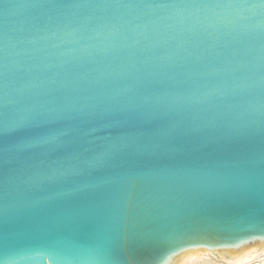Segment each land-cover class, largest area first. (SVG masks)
<instances>
[{
	"label": "water",
	"instance_id": "1",
	"mask_svg": "<svg viewBox=\"0 0 264 264\" xmlns=\"http://www.w3.org/2000/svg\"><path fill=\"white\" fill-rule=\"evenodd\" d=\"M177 120L264 121V0H0V255L68 264L36 238L72 226L44 225L45 214L86 206L122 179L148 186L163 170L221 163L151 153ZM117 145L132 151L117 157ZM179 216L203 227L167 264L182 253L219 259L264 248L259 216L244 208L188 203ZM149 259L145 250L141 264Z\"/></svg>",
	"mask_w": 264,
	"mask_h": 264
},
{
	"label": "snow or ice",
	"instance_id": "2",
	"mask_svg": "<svg viewBox=\"0 0 264 264\" xmlns=\"http://www.w3.org/2000/svg\"><path fill=\"white\" fill-rule=\"evenodd\" d=\"M41 126L24 124L18 128ZM148 150L193 159L214 158L221 163L214 168L163 170L148 186H138L132 178L122 179L86 206L45 214L42 224L67 223L72 232L43 228L36 239L68 264H141L145 250L148 264H167L166 257L182 246L185 236L203 227L198 219L183 223L179 216L185 204L197 202L205 209L213 204L244 208L253 216L258 214V227L264 230V121L258 126L197 128L177 120L169 134L153 141ZM131 151L130 145L112 149L117 157ZM158 222L165 226L144 230L143 226ZM108 232H115V238L106 239ZM21 251L22 247L15 249L14 254ZM50 258L55 260L56 256ZM0 264H10L7 251L0 255Z\"/></svg>",
	"mask_w": 264,
	"mask_h": 264
},
{
	"label": "bare ground",
	"instance_id": "3",
	"mask_svg": "<svg viewBox=\"0 0 264 264\" xmlns=\"http://www.w3.org/2000/svg\"><path fill=\"white\" fill-rule=\"evenodd\" d=\"M223 256V255H221ZM210 258V257H209ZM208 256L200 257L196 253H182L179 256L178 264H218L216 261H212ZM264 258V248L250 254L241 255L235 258H225L223 256V261L219 264H251L256 260Z\"/></svg>",
	"mask_w": 264,
	"mask_h": 264
},
{
	"label": "rangeland",
	"instance_id": "4",
	"mask_svg": "<svg viewBox=\"0 0 264 264\" xmlns=\"http://www.w3.org/2000/svg\"><path fill=\"white\" fill-rule=\"evenodd\" d=\"M218 258H214V257H210L208 256L209 259H211L212 261H218L217 263H221L223 261V256H221V254L218 253ZM251 264H264V258H261L259 260H256L255 262L251 263Z\"/></svg>",
	"mask_w": 264,
	"mask_h": 264
},
{
	"label": "clouds",
	"instance_id": "5",
	"mask_svg": "<svg viewBox=\"0 0 264 264\" xmlns=\"http://www.w3.org/2000/svg\"><path fill=\"white\" fill-rule=\"evenodd\" d=\"M173 264H174V262H173Z\"/></svg>",
	"mask_w": 264,
	"mask_h": 264
}]
</instances>
